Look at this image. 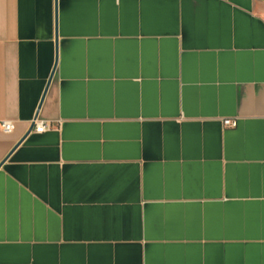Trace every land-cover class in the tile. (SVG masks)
Listing matches in <instances>:
<instances>
[{
    "label": "crops",
    "instance_id": "0c3cea01",
    "mask_svg": "<svg viewBox=\"0 0 264 264\" xmlns=\"http://www.w3.org/2000/svg\"><path fill=\"white\" fill-rule=\"evenodd\" d=\"M0 121V264H264V0H0Z\"/></svg>",
    "mask_w": 264,
    "mask_h": 264
},
{
    "label": "built area",
    "instance_id": "2783aa9c",
    "mask_svg": "<svg viewBox=\"0 0 264 264\" xmlns=\"http://www.w3.org/2000/svg\"><path fill=\"white\" fill-rule=\"evenodd\" d=\"M35 123L34 132L43 133L51 129L52 125L48 121H39L35 119L33 121ZM224 125L226 127H236L237 122L231 119L224 120ZM0 129L5 133H11L15 129V123L12 121H0Z\"/></svg>",
    "mask_w": 264,
    "mask_h": 264
},
{
    "label": "water",
    "instance_id": "95a60500",
    "mask_svg": "<svg viewBox=\"0 0 264 264\" xmlns=\"http://www.w3.org/2000/svg\"><path fill=\"white\" fill-rule=\"evenodd\" d=\"M52 76H53V73H52V75H51V77H50V79H49V82H48L47 88H46V90H45L44 96H43V98H42V100H41L40 106H41V104H42V102H43V99H44V97H45V94L47 93V90H48L49 84H50V82H51ZM38 115H39V114L37 113L35 119L38 118ZM34 128H35V123L33 122L32 125H31V127H30V129H29V131H28V133H27V134L25 135V137H24V138H23V139H22V140L16 145L15 148H17V147L23 142V140L26 138V136H27L28 134H30V133L34 130ZM2 165H3V163L0 164V167H1Z\"/></svg>",
    "mask_w": 264,
    "mask_h": 264
}]
</instances>
